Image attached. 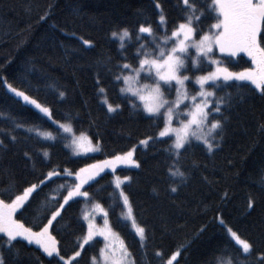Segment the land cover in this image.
Masks as SVG:
<instances>
[{"label":"trees","instance_id":"16d2710c","mask_svg":"<svg viewBox=\"0 0 264 264\" xmlns=\"http://www.w3.org/2000/svg\"><path fill=\"white\" fill-rule=\"evenodd\" d=\"M157 2L164 9L169 30L183 22L181 0H0V198L9 199L3 193L10 187L19 192L29 184H38L54 168L75 172L135 148V159L141 167L119 169L116 174L131 177L124 191L137 223L146 229L143 246L121 217L123 206L113 191L112 174L102 175L90 190L109 212L110 223L135 264H164L156 252L168 258L177 250L181 255L174 264H264L260 259L264 255V95L250 84L224 89L232 94V102L222 109L227 120L223 138H218L220 146L211 154L199 145L188 153L181 169L187 175L184 183L168 173V144L150 141L145 147L139 143L147 136H155L158 129L138 100L140 111H134L119 92L124 84L115 81L112 73L118 71L117 64L135 66V46L125 40L122 52L112 32L119 33L124 28L134 32L145 21L151 22L155 30ZM207 2L210 0H200L197 7L203 9ZM214 16L206 12L200 27L207 31L216 22ZM83 40L94 46L84 45ZM258 43L264 47V31ZM122 55L128 59H121ZM227 66L232 71H243L253 65L240 55L228 57ZM188 74L193 76V72ZM203 74L204 71L195 72L197 76ZM5 78L13 87L50 107L55 120L70 122L77 134L83 131L90 136L100 152L74 157L62 130L10 92L3 82ZM101 88L108 102L121 105L122 111H107ZM61 91L65 93L63 98L59 96ZM30 128L51 132L57 139H44L29 132ZM162 139L171 142L170 138ZM72 181L61 171L59 177L39 188L38 194H32L31 207L22 217L17 213V218L36 230V225L45 222L44 217L55 207L49 197L59 196L64 192L59 185L67 187ZM171 187H177V192H171ZM250 199L254 202L251 209ZM69 203L71 207L65 206L53 230L65 252H71L87 230L82 220L85 205ZM225 225L253 244L251 253L242 252ZM90 245L85 246L81 264H91L102 241L94 240ZM6 258L10 264H50L51 260L26 241L6 252Z\"/></svg>","mask_w":264,"mask_h":264},{"label":"snow or ice","instance_id":"6c2138e0","mask_svg":"<svg viewBox=\"0 0 264 264\" xmlns=\"http://www.w3.org/2000/svg\"><path fill=\"white\" fill-rule=\"evenodd\" d=\"M198 2L200 0H181L185 13L183 22L176 23L171 30L167 27L164 9L157 2L155 8L159 11L155 30L151 22L145 21L139 23L134 32L127 28L119 33L112 32V37L120 41L119 48L122 52L126 48L125 40L135 46L132 56L135 66L132 63L117 64L118 71L112 73L115 81L123 82L125 85L119 88V92L134 111H140L137 99L143 102V112L154 121V126L158 129L155 136H147L139 143L145 147L150 141L168 144L165 149L170 160L168 173L172 178H179V183L187 180L186 171L181 169L185 167L184 161L190 151L199 145L211 154L220 146L219 140L223 138L227 120L222 109L226 110L232 102V94L224 89L250 84L264 95V47L258 43V36L264 31V0H210L203 9L197 7ZM206 12L215 13L216 20L207 31L200 27L201 17ZM41 19L44 20L46 17ZM83 44L88 47L94 46L88 40H83ZM240 52H245L252 58L256 65L255 69L230 70L227 58ZM121 59L127 60L128 56L122 55ZM196 71H204L205 74L197 76ZM189 72H193L192 77L188 75ZM3 82L16 97L33 105L39 113L67 134L63 138L70 139L68 147L73 149L74 154L99 150L93 139L83 131L77 135L70 122L61 123L55 120L50 107L13 87L7 83L6 78ZM190 82L199 85V88L190 92L188 88ZM100 91L105 94L103 103L109 113L122 111L121 105L113 106L108 102L103 88ZM220 92L224 94L220 95ZM59 96L63 98L65 93L61 91ZM66 119L70 121L71 117ZM28 131H34L47 140L57 139L51 132H41L39 128H30ZM166 137L170 138L171 142L162 139ZM15 139L13 136L12 140ZM0 145H3V140H0ZM134 153L135 148H132L121 155H114L111 159L80 167L75 172L70 169L54 168L45 173L38 184H29L19 192H16L14 187L5 189L3 194L8 195L9 199L0 198V240H3V246H0V264H10L6 252L10 253L21 241L36 245L42 253L51 258L50 264H81L85 246H91L90 242L96 237L103 238V247L99 249L98 256L91 257V264H135L124 240L113 231L108 219L109 212L97 202L95 193L90 191L98 183L97 177L109 169L112 174L111 183L114 184L113 191L123 203L121 217L130 223L143 246L147 240L146 229L137 223L132 204L122 187L131 180V177L124 176L122 179L115 174L120 164L141 167L138 160L133 159ZM44 155L47 157L49 154L45 152ZM192 166H196L195 161L192 162ZM61 171L66 176H74L75 179L67 187L59 185L60 189H64L59 196L49 197L55 202V207L44 217L45 222L36 225V230L26 226L17 218V213L22 217L31 207L29 200L32 194H38V189L47 186L48 181L54 177H59ZM177 190V187H171V192L175 193ZM70 201L83 203L90 211L82 213V220L87 223L85 235L78 239L76 247L71 252H65L61 241L53 235V230L54 222L58 224L57 218H62V212L66 211L65 206L71 207ZM253 206L254 202L250 199L248 208L251 209ZM95 214L102 215V226L95 223ZM220 223L224 224V221L221 219ZM225 228L243 253L252 252L251 242L242 239L227 225ZM156 255L164 260V264H174L181 252L177 250L168 258H164L162 252H156ZM260 259L264 261V255Z\"/></svg>","mask_w":264,"mask_h":264},{"label":"rangeland","instance_id":"374dc122","mask_svg":"<svg viewBox=\"0 0 264 264\" xmlns=\"http://www.w3.org/2000/svg\"><path fill=\"white\" fill-rule=\"evenodd\" d=\"M259 36H260V34H259ZM259 36H258V40H259ZM217 55H219L220 56V54L218 53ZM240 55H243V56H246L247 58H249L251 61H252V69H255L256 68V65H255V63L253 62V60H252V58L247 54V53H245V52H240L238 55H236V56H232L233 58H236L237 56H240ZM189 76H190V74H188ZM190 77H192V76H190ZM222 83V82H221ZM125 86V85H124ZM123 86V87H124ZM255 87V86H254ZM188 88H189V91L190 92H192V91H194V90H196V89H198L199 88V85H194L193 83H189L188 84ZM138 100V99H137ZM139 101V100H138ZM140 102V104L142 105L143 104V102H141V101H139ZM174 126H176L175 125V122H174ZM67 134H65L64 133V136H66ZM77 135H79V134H77ZM42 137V136H41ZM167 138V137H166ZM172 139H174V137L172 138ZM70 143H71V141H70V139H66V144H67V148L69 149V151L71 152V154L74 156V157H86V156H91V155H95V154H97V153H99L100 152V147L97 145V144H95L94 142V145L99 149L98 151H96V152H92V153H83V152H81V154H79V155H76V154H74L73 153V149L71 148V147H68V145H70ZM133 159H135V153H134V156H133ZM123 168H127V169H137V168H135V167H130V166H127V165H124V164H120V165H118L117 166V169H116V171L117 170H119V169H123ZM106 173H111V171L109 170V169H106L105 170V172H103V173H101V175L99 176V177H97V179L98 178H100L102 175H104V174H106ZM116 174V173H115ZM117 175V174H116ZM69 178H71V179H75V177L74 176H68ZM123 179V178H122ZM125 185V184H124ZM124 185H122V187H123V189H124ZM113 188H114V184H113ZM125 192V191H124ZM126 194V193H125ZM71 202V201H70ZM120 202H121V204H122V206H123V203H122V200H120ZM106 210V209H105ZM124 210V209H123ZM84 211H90V208H84ZM95 223L98 225V226H102V223H103V220H102V215L101 214H95ZM108 219H109V222H110V218L108 217ZM123 219V218H122ZM124 220V219H123ZM126 223H128L129 225H130V223L127 221V220H124ZM85 222V221H84ZM85 224H86V227H87V223L85 222ZM111 224V223H110ZM112 226V225H111ZM131 227V226H130ZM113 228V227H112ZM133 230V229H132ZM113 231L114 232H116V233H118L117 231H115L114 229H113ZM134 231V230H133ZM119 234V233H118ZM230 236V235H229ZM119 237L120 238H122L121 236H120V234H119ZM231 237V236H230ZM139 238V237H138ZM232 239V238H231ZM95 240H100V241H102V247H103V238L102 237H96L95 238ZM233 240V239H232ZM94 241V240H93ZM93 241H91L90 243H92ZM234 241V240H233ZM235 242V241H234ZM235 244H236V242H235ZM237 245V244H236ZM87 246V245H86ZM238 247H240L239 245H237ZM242 250V249H241ZM245 254V253H244ZM249 254V253H248ZM46 255V254H45ZM247 255V254H246Z\"/></svg>","mask_w":264,"mask_h":264}]
</instances>
